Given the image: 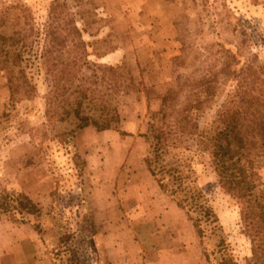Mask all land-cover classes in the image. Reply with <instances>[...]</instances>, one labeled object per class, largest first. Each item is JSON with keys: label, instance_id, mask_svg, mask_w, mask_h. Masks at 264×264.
Returning <instances> with one entry per match:
<instances>
[{"label": "rangeland", "instance_id": "obj_1", "mask_svg": "<svg viewBox=\"0 0 264 264\" xmlns=\"http://www.w3.org/2000/svg\"><path fill=\"white\" fill-rule=\"evenodd\" d=\"M50 15L62 32L74 20L85 45H56L50 68L37 60L35 92L23 88L15 101L0 69V204L23 194L42 209L25 223L0 210V258L21 252V264H57L64 235L84 264H210L192 221L146 167L149 121L180 81L182 99L205 102L194 114L209 130L234 94L232 72L264 65V0H0V32L22 30L33 54L42 52ZM110 66L116 72L105 74ZM80 88L117 109L111 130L77 129L70 113ZM251 148L264 183V145ZM199 154V186L235 264H247L241 207L221 188L209 154ZM148 206L171 211L167 224ZM217 243L206 239L205 249Z\"/></svg>", "mask_w": 264, "mask_h": 264}, {"label": "trees", "instance_id": "obj_2", "mask_svg": "<svg viewBox=\"0 0 264 264\" xmlns=\"http://www.w3.org/2000/svg\"><path fill=\"white\" fill-rule=\"evenodd\" d=\"M52 17L50 15L45 26V48L42 52L38 50L33 54L32 45H29L28 37H23L22 30L13 36L0 32V69L7 77L11 101L17 99L23 88L35 92L33 69L30 68L36 67L37 60H44L50 68V55L56 45H66L73 38L85 45L74 20L68 23L69 32H62L60 21L56 19L54 23ZM105 69V74L116 72L115 67ZM232 75L236 83L234 94L222 104L211 127L204 132L200 130L194 110L202 112L205 102L182 99L180 81L177 88L166 93L162 98L161 111L153 114L149 121L145 164L160 190L175 201L192 221L201 239L206 261L210 264H235L230 245L221 234L219 217L199 186L196 167L201 156L199 153H208L221 188L241 207L243 230L252 243L251 256L246 263L264 264V183L257 175L253 160L255 153L251 148L264 145V65L247 64ZM93 85L98 86L96 82ZM77 91L79 99L70 113L78 121L77 129L93 126L99 131L111 130L114 118L119 119L117 109L110 106L104 97L95 104V98L87 96L92 92L91 88ZM86 102L93 107V112L85 110ZM189 140L194 141L196 151L186 144ZM5 197L0 210L9 220L25 223L28 217H42V209L27 196ZM212 237H217L218 243L215 250L208 252L205 240ZM65 239L66 236L59 235V246L53 251L55 262L84 264L79 249Z\"/></svg>", "mask_w": 264, "mask_h": 264}, {"label": "crops", "instance_id": "obj_3", "mask_svg": "<svg viewBox=\"0 0 264 264\" xmlns=\"http://www.w3.org/2000/svg\"><path fill=\"white\" fill-rule=\"evenodd\" d=\"M152 207V206H151ZM156 207V208H155ZM160 206H153L152 208H150L149 206L148 207H145V211L147 212H149V213H151V214H153V215H158V220L161 222V223H164L165 225L167 224V221L171 218V216L172 215H170L171 214V211H168L167 209H166V211H165V209H162L161 210V208H159ZM154 208V209H153ZM151 209H153V210H151ZM173 212V214L175 213V211L173 210L172 211ZM177 216H178V214H177ZM16 245H20V242H16L15 243V246ZM11 253L10 252H7L6 253V255L5 254H3V255H5V257L3 258H0V262H1V264H21V252H16V253H14L13 255L14 256H12V257H9V255H10ZM10 260H13L12 262L10 261ZM150 264H155V263H150Z\"/></svg>", "mask_w": 264, "mask_h": 264}]
</instances>
